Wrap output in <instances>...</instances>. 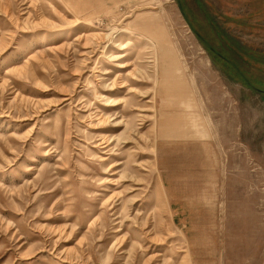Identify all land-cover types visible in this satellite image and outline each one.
I'll return each instance as SVG.
<instances>
[{
    "label": "rangeland",
    "instance_id": "obj_1",
    "mask_svg": "<svg viewBox=\"0 0 264 264\" xmlns=\"http://www.w3.org/2000/svg\"><path fill=\"white\" fill-rule=\"evenodd\" d=\"M0 264H264V0H0Z\"/></svg>",
    "mask_w": 264,
    "mask_h": 264
},
{
    "label": "bare ground",
    "instance_id": "obj_2",
    "mask_svg": "<svg viewBox=\"0 0 264 264\" xmlns=\"http://www.w3.org/2000/svg\"><path fill=\"white\" fill-rule=\"evenodd\" d=\"M117 30V29H116ZM126 57V55L124 56ZM127 59H130L129 57ZM128 62V60H122L120 61L119 63V68H126V63ZM106 84V83H105ZM109 85V84H108ZM114 89V88H113ZM112 90V89H111ZM123 90V89H122ZM120 91V90H119ZM122 93V92H121ZM104 100L106 101L107 103V106L106 107H101L102 110H101V113L103 114V116H109L110 114H113L115 113L116 114V111L117 109H119V107L117 105L119 104H116L117 101H119V98L116 97L115 95H105L104 96ZM111 103H115V104H111ZM145 111V110H144ZM120 116V115H119ZM118 118V117H117ZM115 119V118H114ZM113 122V121H112ZM118 123V122H116ZM114 125V124H112ZM117 130V129H116ZM101 183H104V185L106 186V188H109L110 185H111V182L110 180H103ZM110 184V185H109ZM57 231V230H56Z\"/></svg>",
    "mask_w": 264,
    "mask_h": 264
}]
</instances>
